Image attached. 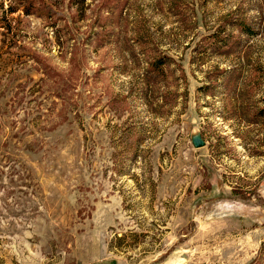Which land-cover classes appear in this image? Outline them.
<instances>
[{
  "label": "rangeland",
  "instance_id": "obj_1",
  "mask_svg": "<svg viewBox=\"0 0 264 264\" xmlns=\"http://www.w3.org/2000/svg\"><path fill=\"white\" fill-rule=\"evenodd\" d=\"M2 1L0 264H264V0Z\"/></svg>",
  "mask_w": 264,
  "mask_h": 264
},
{
  "label": "trees",
  "instance_id": "obj_2",
  "mask_svg": "<svg viewBox=\"0 0 264 264\" xmlns=\"http://www.w3.org/2000/svg\"><path fill=\"white\" fill-rule=\"evenodd\" d=\"M6 14H7V9H4L3 1L1 0L0 1V24H2L1 26L4 28H5V25L7 24ZM161 64H162V60L156 59V60H153V62L151 63V66L154 70H157L159 73Z\"/></svg>",
  "mask_w": 264,
  "mask_h": 264
},
{
  "label": "water",
  "instance_id": "obj_3",
  "mask_svg": "<svg viewBox=\"0 0 264 264\" xmlns=\"http://www.w3.org/2000/svg\"><path fill=\"white\" fill-rule=\"evenodd\" d=\"M194 144H196V145L201 144V140L200 139H195L194 140Z\"/></svg>",
  "mask_w": 264,
  "mask_h": 264
},
{
  "label": "crops",
  "instance_id": "obj_4",
  "mask_svg": "<svg viewBox=\"0 0 264 264\" xmlns=\"http://www.w3.org/2000/svg\"><path fill=\"white\" fill-rule=\"evenodd\" d=\"M105 262H108V261H105ZM105 262H104V263H102V264H105ZM97 264H100V263H97ZM115 264H117V263H115Z\"/></svg>",
  "mask_w": 264,
  "mask_h": 264
}]
</instances>
